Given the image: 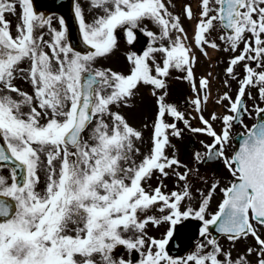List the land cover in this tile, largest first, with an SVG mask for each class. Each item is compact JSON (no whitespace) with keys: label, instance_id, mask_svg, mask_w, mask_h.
Wrapping results in <instances>:
<instances>
[{"label":"snow or ice","instance_id":"1","mask_svg":"<svg viewBox=\"0 0 264 264\" xmlns=\"http://www.w3.org/2000/svg\"><path fill=\"white\" fill-rule=\"evenodd\" d=\"M73 15L84 51L69 43L64 18L54 25L34 0H0V264H264V0H197L195 11L185 0L178 13L174 0H76ZM184 20L196 21L191 40ZM121 34L129 48L138 35L146 46L125 52L124 71L97 66ZM209 49L231 54L228 91L215 99L222 117H205L212 73L198 83L194 74L196 53L210 59ZM173 71L190 85L191 112L168 99ZM141 88L155 112L138 129L121 110ZM236 124L245 131L228 155ZM185 132L211 139L192 159L222 162L226 186L194 194L193 176L208 181L178 158L173 140ZM172 177L176 190L165 191ZM190 218L201 222L200 239L186 255L167 250L171 228L149 235V226Z\"/></svg>","mask_w":264,"mask_h":264},{"label":"rangeland","instance_id":"2","mask_svg":"<svg viewBox=\"0 0 264 264\" xmlns=\"http://www.w3.org/2000/svg\"><path fill=\"white\" fill-rule=\"evenodd\" d=\"M176 1H178V5L180 8L182 7L183 3L185 2V0H176ZM174 2H175V0H174ZM194 2H195V6H196L197 0ZM176 8H177V5H176ZM54 16H52V19H53V22L55 25L58 23V19H57V17L55 18ZM7 19L11 21L12 31H13V34H15V25L18 23V19L14 16H11V15H9L7 17ZM184 23L188 24L187 21H184ZM195 23L193 25H185L184 26L187 30L189 40H191V38H192L193 28H194ZM213 35H215V34H213ZM143 40H145V38L142 39V41ZM217 42H219V41H217ZM142 44H144V42H142ZM118 50H122V53L120 54L121 57L119 56L118 61L116 59H117V56L119 54L117 52H115L112 56H110L106 60L100 61V64L97 66L111 67L113 70L124 71L126 69V60H125L124 54L126 51H130L131 49H127L123 44H121V46H119ZM208 51H209V53L212 52L210 49ZM216 54H217V57L219 56L217 61H216L217 62L216 67L213 66L214 57H210V59L208 58V60H206V61L199 58L198 64L196 65V69H194L197 80L203 74H207L208 72L212 73V78H210L211 79V99H210V102L207 106V111L205 112L206 118L208 117L209 113H211V112H215L220 117L227 114L226 109L224 107L217 105L215 103V99L219 95L223 94V92L228 91V89H226L224 87V84H223L224 80L227 79V77L225 76V73H224V67H225L224 66V59H228L229 55H231V54L225 53L223 51L216 52ZM221 58H223V59L221 60ZM196 71L198 73H200V75L197 74ZM236 73H237V76H240V70H236ZM182 77H183V74L180 75V79L178 81H174V86L168 87V91H169V98L168 99L170 102L174 101V103H176L181 108V110H185L186 109L185 101L188 97H190L192 95V93L190 92V85L188 84V82L184 81ZM197 83H198V81H197ZM236 89H237V84L235 81H232L230 94L234 96L236 93ZM173 91H177V93L174 95ZM176 100H178L179 102H175ZM151 102H154V98L150 96L149 89L141 88L138 96L134 100V106L132 108H124L121 111L126 116V118L128 119V121L131 125H133L134 127L138 128V129H141L142 125L144 123H150L154 117L155 107H154V104L150 105ZM186 110L188 112H191L190 108H187ZM251 120H252V118L244 119V123L248 125V123ZM213 123H214V127L216 128V130L219 131L220 127H221L220 121L218 120V121H215ZM192 124L194 127L200 126L198 120L192 121ZM180 126L183 127L182 124ZM242 130H245L242 126L234 125L232 133H231L232 137L234 135H236L239 131H242ZM144 134H145V139L147 140V137L149 135V131L144 130ZM190 139H191V141L192 140L196 141V146H195L194 150H189V140ZM201 140H203L205 143L211 142V139L206 137V136H203V135H195L194 136V135L187 133V132H185L183 139L180 140V147L177 146L176 140H173V143L176 145L178 158L183 163L188 164L190 167L199 168V176L203 177L204 179H206L208 181V184H205V183H203L202 180L198 179L197 176H193L191 183H192L194 194H195L196 189H200V190L206 192L208 190L209 185L212 182L218 181L221 186H226L229 183V181L231 180L230 174L227 172V169L224 167H222V169L220 171H218L217 164L211 167L208 165L204 166V165L194 163V161L192 159L193 153L197 152V151L203 153L205 151V149L203 148V146L200 143ZM231 142L227 146V149H226L228 155L233 154V152L235 150V146ZM181 171H183V169ZM221 199H222V194L219 193V191H217V193L215 194V196L213 198V201L211 202L210 211L214 212L217 209L218 203ZM163 226H164V224H162L160 231L162 230ZM167 230L168 229H166L164 232H166ZM262 230H264V229H262ZM148 232H149V235L152 236V234H153L154 235L153 237L160 238V236L158 237V235L160 233L158 226H149ZM199 239H200V237H198L197 240H199ZM220 243L224 247H226V246L230 247V242H226L223 239L220 240ZM253 243L254 242L252 241V239L249 238V240L239 243L236 246V251L242 252L245 249V247L251 246ZM120 255L125 257V258H128V253L126 250H124V252H122V254H120Z\"/></svg>","mask_w":264,"mask_h":264},{"label":"water","instance_id":"3","mask_svg":"<svg viewBox=\"0 0 264 264\" xmlns=\"http://www.w3.org/2000/svg\"><path fill=\"white\" fill-rule=\"evenodd\" d=\"M34 3L36 7H47L51 9L54 12L62 13L68 23V26L70 28V37L72 39V42L74 46L81 48L82 45L80 44L77 34H76V27H75V21L72 16L71 12V0H34ZM213 233L215 234L214 230ZM195 234V231L192 232L190 238H192ZM217 236V234H215ZM182 239V233H177L173 242L170 245V248L174 246L175 241L179 243ZM191 240H189L190 242Z\"/></svg>","mask_w":264,"mask_h":264},{"label":"flooded vegetation","instance_id":"4","mask_svg":"<svg viewBox=\"0 0 264 264\" xmlns=\"http://www.w3.org/2000/svg\"><path fill=\"white\" fill-rule=\"evenodd\" d=\"M256 102H258V101H256ZM252 106H253V105L249 106V108L252 107Z\"/></svg>","mask_w":264,"mask_h":264}]
</instances>
